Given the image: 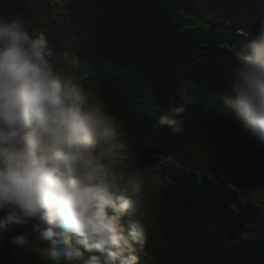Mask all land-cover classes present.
<instances>
[{
    "label": "trees",
    "instance_id": "obj_1",
    "mask_svg": "<svg viewBox=\"0 0 264 264\" xmlns=\"http://www.w3.org/2000/svg\"><path fill=\"white\" fill-rule=\"evenodd\" d=\"M14 1L0 0V13ZM94 1L105 11L98 20L73 4L62 12L57 0H30V6L19 0L18 8L76 55L79 83L123 121L128 159L152 166L157 205L148 189L141 195L151 203L156 231L142 251L156 264H264V207L211 161L202 170L188 167L203 133L220 140L245 134L215 89L227 79L226 62L245 33L253 32L263 0ZM240 10L251 16L235 18ZM169 100L186 108L183 132L159 126ZM255 146L257 156L242 173L264 178V147ZM19 254L0 244V264H20Z\"/></svg>",
    "mask_w": 264,
    "mask_h": 264
},
{
    "label": "clouds",
    "instance_id": "obj_2",
    "mask_svg": "<svg viewBox=\"0 0 264 264\" xmlns=\"http://www.w3.org/2000/svg\"><path fill=\"white\" fill-rule=\"evenodd\" d=\"M78 63L23 14L0 13V244L37 264H156L142 251L155 213L124 171L126 128ZM225 70L215 91L264 147V12ZM185 112L169 100L159 126L183 132Z\"/></svg>",
    "mask_w": 264,
    "mask_h": 264
},
{
    "label": "rangeland",
    "instance_id": "obj_3",
    "mask_svg": "<svg viewBox=\"0 0 264 264\" xmlns=\"http://www.w3.org/2000/svg\"><path fill=\"white\" fill-rule=\"evenodd\" d=\"M57 2H58V7H60L62 12L64 11L67 5L73 4L78 6L86 15H89L94 20L100 19L105 13L102 5L94 0H57ZM206 2H211V0L209 1L206 0ZM18 4H19V0L14 1V6L12 5L8 7L6 9V14L21 13V11L18 8ZM261 7H262L261 12H264V0L262 1ZM245 12L247 14L243 15V11L240 10L238 14H236V16H234L232 13L229 14H226L224 12L221 13L225 14V16L228 18H232L234 16L235 18L246 19L249 16H251V14H249L250 10ZM251 12L252 13L254 12L253 15L254 17L255 14L257 13L256 8H254V11L251 10ZM258 20L259 19L253 20L255 21V23L252 25L254 28L253 32L256 29V24L258 23ZM58 36L59 35H57L56 37L58 38ZM61 46L64 47V44ZM197 142H198L197 143L198 147L194 151L195 153L188 156V158L192 161V166L187 165L188 167L202 170L204 168L205 161H211L217 168L220 169V171L222 172V176H225L228 179V181L237 184L239 187L241 186V188L247 189L248 194L251 197L253 196L255 198V202H257V204L260 203L264 207V178H259V177L250 178L242 173L243 165H247V164L249 165L252 162V160L257 156L256 146L252 138H250L245 133L240 140H235L231 138L220 140L218 138L212 137L211 134L203 133L198 137ZM129 162L130 165L126 166L124 169V171L125 170L128 171L125 172L126 176L128 178H131V176L137 175V172L141 173V175L142 173H144V175H142L143 190L147 191L146 189H148V191L150 192V199L151 201L154 200L153 204L154 206H156L158 201L156 200V196L158 193L157 190L159 189L158 188L159 185L155 186V188H151L150 186V182H152L151 179L154 178L153 176H151V173L149 172L152 171L151 170L152 168L151 169L145 168L139 165V163L137 166L134 160L130 158H129ZM160 171L161 170L158 169V172ZM154 181L156 182L155 178ZM248 183H251L250 188H248L249 187ZM244 196L245 198L248 199L246 195ZM5 242L7 243V238L5 239L4 243ZM18 259L20 264H37L35 257L27 252L20 251Z\"/></svg>",
    "mask_w": 264,
    "mask_h": 264
}]
</instances>
